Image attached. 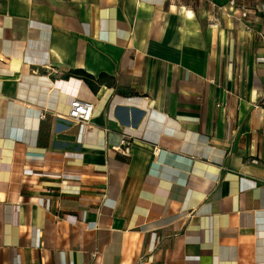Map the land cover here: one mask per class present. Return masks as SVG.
Wrapping results in <instances>:
<instances>
[{"label":"crops","instance_id":"0c3cea01","mask_svg":"<svg viewBox=\"0 0 264 264\" xmlns=\"http://www.w3.org/2000/svg\"><path fill=\"white\" fill-rule=\"evenodd\" d=\"M210 2L0 0V264H264V0Z\"/></svg>","mask_w":264,"mask_h":264},{"label":"built area","instance_id":"2783aa9c","mask_svg":"<svg viewBox=\"0 0 264 264\" xmlns=\"http://www.w3.org/2000/svg\"><path fill=\"white\" fill-rule=\"evenodd\" d=\"M211 7L216 10L217 14L226 15L229 17H234L236 19L246 20L254 8L250 5L247 0H227L226 4H216L210 2ZM212 21L217 20V16L214 15L211 17ZM245 29H250L249 22H245ZM93 103L88 100H83L79 98H73L70 102V108L68 111V117L75 122L87 123L92 115ZM130 142L126 138L120 140V145L128 148ZM252 162H257L256 158H251ZM40 205L45 206L47 209L50 208V202L48 199H38Z\"/></svg>","mask_w":264,"mask_h":264},{"label":"trees","instance_id":"16d2710c","mask_svg":"<svg viewBox=\"0 0 264 264\" xmlns=\"http://www.w3.org/2000/svg\"><path fill=\"white\" fill-rule=\"evenodd\" d=\"M73 74H76L78 76H81L85 81L89 82L93 88H95V84L93 82V76L90 74H87L83 70L74 69L71 71Z\"/></svg>","mask_w":264,"mask_h":264}]
</instances>
